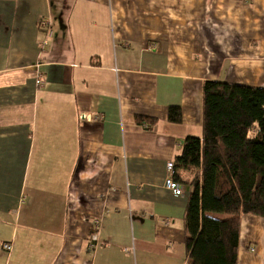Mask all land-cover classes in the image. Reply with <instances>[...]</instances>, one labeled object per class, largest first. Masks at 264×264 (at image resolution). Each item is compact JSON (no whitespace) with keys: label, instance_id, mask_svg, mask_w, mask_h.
<instances>
[{"label":"crops","instance_id":"0c3cea01","mask_svg":"<svg viewBox=\"0 0 264 264\" xmlns=\"http://www.w3.org/2000/svg\"><path fill=\"white\" fill-rule=\"evenodd\" d=\"M206 80L264 87V0H0V264H187L165 182ZM238 264H264L263 217Z\"/></svg>","mask_w":264,"mask_h":264},{"label":"trees","instance_id":"16d2710c","mask_svg":"<svg viewBox=\"0 0 264 264\" xmlns=\"http://www.w3.org/2000/svg\"><path fill=\"white\" fill-rule=\"evenodd\" d=\"M203 90V136L186 137L174 163L190 188L187 264H238L241 217L264 218V87L206 80ZM181 117L169 107L171 122Z\"/></svg>","mask_w":264,"mask_h":264},{"label":"built area","instance_id":"2783aa9c","mask_svg":"<svg viewBox=\"0 0 264 264\" xmlns=\"http://www.w3.org/2000/svg\"><path fill=\"white\" fill-rule=\"evenodd\" d=\"M52 21L49 18L42 17L38 21V27L41 32H44L46 34V39L44 40L43 44L48 43V38L53 36V26H52ZM42 80L40 78L37 79V84H41ZM79 118L82 121H91L92 119H97L99 117H92L89 113L87 112H81L79 115ZM168 171H169V176L166 179L165 185L166 187L171 190L175 195H182L184 194V188L179 183L178 181L175 180L174 178V173H175V168H174V163L170 162L168 163ZM96 229H98V224H96ZM97 241H98V236L97 234H93L90 242V249L94 250L97 246ZM7 250L12 249V245L10 243H5L3 246Z\"/></svg>","mask_w":264,"mask_h":264},{"label":"rangeland","instance_id":"374dc122","mask_svg":"<svg viewBox=\"0 0 264 264\" xmlns=\"http://www.w3.org/2000/svg\"><path fill=\"white\" fill-rule=\"evenodd\" d=\"M218 217H220V218H225V217H227L225 214H216Z\"/></svg>","mask_w":264,"mask_h":264}]
</instances>
